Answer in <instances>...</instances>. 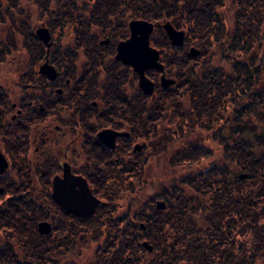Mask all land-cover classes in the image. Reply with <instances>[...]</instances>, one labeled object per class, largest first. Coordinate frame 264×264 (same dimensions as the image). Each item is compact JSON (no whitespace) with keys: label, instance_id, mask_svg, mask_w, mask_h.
Instances as JSON below:
<instances>
[{"label":"flooded vegetation","instance_id":"af4514ba","mask_svg":"<svg viewBox=\"0 0 264 264\" xmlns=\"http://www.w3.org/2000/svg\"><path fill=\"white\" fill-rule=\"evenodd\" d=\"M173 3L172 21L160 18L152 31L159 34L149 38L163 65L162 73L145 71L153 83L151 96L140 89L133 67L116 59L118 45L130 38V23L148 21L134 17L131 0L34 4L26 18L37 19L34 26L28 19L27 24L30 45L40 54L28 63L13 56L14 65L0 66V193L12 190L10 197L24 217L36 221V228L39 223L49 226L43 235L52 247L66 242L61 246L63 264H75L74 252L81 253L85 222L130 220V209L117 215L123 205L115 198L132 184V174L143 175L148 168L149 98L173 87L182 109L187 97L195 96L198 64L209 60L197 45L209 53L224 43L213 39V33L227 34V0ZM165 22L182 33L180 44L170 42ZM165 61L173 65L167 69ZM9 68L15 71L3 78ZM161 75L172 79V86L163 88ZM134 98L142 103L134 104ZM84 184L97 201L89 215ZM131 191L126 189L125 196Z\"/></svg>","mask_w":264,"mask_h":264},{"label":"trees","instance_id":"16d2710c","mask_svg":"<svg viewBox=\"0 0 264 264\" xmlns=\"http://www.w3.org/2000/svg\"><path fill=\"white\" fill-rule=\"evenodd\" d=\"M41 1L0 0V66L14 65L10 59L15 55L28 63L40 54L30 45L24 10ZM227 1V34L213 33V39L224 43L209 53L197 45L209 60L197 66L194 98L187 97L190 103L180 109L170 87L148 101V165L160 155L169 156L166 165L174 175L165 178L169 189L151 198L164 199V209L151 205L149 213L142 208L128 221L85 222L83 230L91 238L83 242H96L91 264H243V243L237 241L236 249L232 241L235 233L248 231L259 251L264 248V59L259 63L264 0ZM131 5L134 17L172 21L173 0H131ZM172 65L165 61L167 69ZM134 99V104L142 103ZM142 178L132 174V184L123 191L135 189L132 185ZM191 187L194 194H186ZM11 191L0 193V264H63L61 246L66 242L52 247L37 232L36 221L17 210ZM102 226L113 227L114 234L101 232Z\"/></svg>","mask_w":264,"mask_h":264},{"label":"rangeland","instance_id":"374dc122","mask_svg":"<svg viewBox=\"0 0 264 264\" xmlns=\"http://www.w3.org/2000/svg\"><path fill=\"white\" fill-rule=\"evenodd\" d=\"M30 9L31 8L25 9L24 14L28 15V11ZM27 19H28V22L30 23V25H33V26H34V21L37 20L34 17L27 18ZM160 21H161V19H157V21H148V22L155 25V24H158ZM160 23H162V21ZM165 23H169L172 25V23H170V22H165ZM157 34H159V32L155 31V33H152V36L156 39ZM263 43H264V41H263ZM260 53L261 54H260V62L259 63L261 65L263 62V59H264V46L261 47ZM16 56H19V55H15L14 57H16ZM10 66L11 65H8V66H6V68L10 67ZM8 70L6 71V73L10 75V76L8 75V77H11V74L9 73ZM7 74L3 78H5V77L7 78ZM214 157L215 156H213L212 158H214ZM168 161H169V156H163V155H160L157 157V159L152 160V162L148 165V168L146 169L145 173L142 175L143 180H141V182L139 184H137L138 186H136V182H135V184L132 185V188H135V189H131V190L135 191L136 194L132 193V191H131V196L130 195L125 196V192L123 191L122 196L120 198H115L116 200L119 199V201L123 205V206H120V208H117V215L124 214L126 209H130L128 211V213H129V219L131 220V219H135L133 217V215L140 210L144 209V212L149 213V211H151L150 206L153 204H157V202H162L164 204V207H165L166 204L164 202V199L153 198L151 200V198L154 197L158 192L162 191L163 190L162 188H165L167 190L169 189L167 187V181L168 180H165V178H166V176H172L173 173L169 167L167 168L166 164ZM164 169H165V171H164ZM244 174L246 176V173H243L241 176H244ZM132 181H133V179H132ZM193 191L194 190L191 187V188H187L185 193L186 194L191 193V195H193L194 194ZM198 197H199V194H198ZM154 199H156V200L154 201ZM128 205L130 206V208H128L129 207ZM164 207L161 209H164ZM155 209H159V208H155ZM125 221H127V220H125ZM123 224L119 225V227L120 226L124 227ZM138 224L140 226H144V222H141L140 220H139ZM100 229H101V232H103V233L109 232L110 235L114 234V232H115V229L113 227L105 228V226H102ZM107 230H108V232H107ZM141 230H142V227H141ZM141 230H139V231H141ZM86 237L91 238L90 232H87V231H86V233L84 232L83 241L86 239ZM235 237H236V239H234L232 241V244L237 246L236 242L242 241L243 246H244L240 250V253H242V256L245 257L243 262H242L243 264H263V262H264V248L259 251L260 248L259 249L257 248L258 243H257L256 237H253L252 234L250 233V231L246 232L244 235H239V236H237L235 233ZM87 244H89V243L83 242V244H82L83 249L81 250V253L77 254L76 252H74L73 255L75 258L74 259L75 264H89V263L91 264L92 263L93 255L95 252L94 247H96V242H94L91 245H87ZM86 245H87V247H86ZM142 247H143V245H142ZM237 248H238V246L236 247V249ZM243 250H245V252ZM251 256H252V258H251ZM137 257H139V255Z\"/></svg>","mask_w":264,"mask_h":264},{"label":"water","instance_id":"95a60500","mask_svg":"<svg viewBox=\"0 0 264 264\" xmlns=\"http://www.w3.org/2000/svg\"><path fill=\"white\" fill-rule=\"evenodd\" d=\"M153 24L145 20H133L130 23V38L122 42L117 47V60H122L123 63L129 64L133 67L134 72L138 74V85L143 93L151 95L153 93V83L145 76V71L154 69L158 72L163 71V66L158 62L159 53L156 49L149 45V36L153 30ZM163 29L167 34L172 44H180L182 41V33L176 32L169 23L163 24ZM197 55L198 50H190ZM173 84V80L160 77V85L166 88ZM84 208L89 215L94 205L97 203L96 199L91 197L88 188L84 184ZM62 204V203H61ZM156 207L161 209L164 207L162 202H157ZM143 227V226H141ZM50 231L46 223L38 224V232L40 234H47ZM142 245L148 251H151V246L147 242H142Z\"/></svg>","mask_w":264,"mask_h":264}]
</instances>
